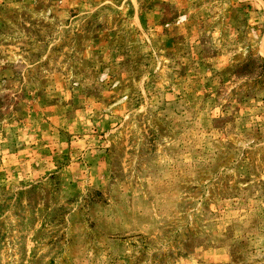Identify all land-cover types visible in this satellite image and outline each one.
<instances>
[{
  "label": "rangeland",
  "instance_id": "obj_1",
  "mask_svg": "<svg viewBox=\"0 0 264 264\" xmlns=\"http://www.w3.org/2000/svg\"><path fill=\"white\" fill-rule=\"evenodd\" d=\"M0 264H264V0H0Z\"/></svg>",
  "mask_w": 264,
  "mask_h": 264
}]
</instances>
